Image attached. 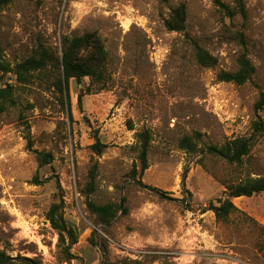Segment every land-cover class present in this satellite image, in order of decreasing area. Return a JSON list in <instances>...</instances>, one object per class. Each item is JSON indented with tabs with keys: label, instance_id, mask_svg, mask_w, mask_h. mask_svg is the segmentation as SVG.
Segmentation results:
<instances>
[{
	"label": "rangeland",
	"instance_id": "obj_1",
	"mask_svg": "<svg viewBox=\"0 0 264 264\" xmlns=\"http://www.w3.org/2000/svg\"><path fill=\"white\" fill-rule=\"evenodd\" d=\"M242 1L246 21L225 18L212 0H13L4 9L0 45L10 68L40 44L60 50L64 36L95 32L108 53L109 79L101 90L91 86L83 114L77 84L70 83V122L46 74L34 73L25 84L0 75L14 86V105L0 116V252L67 264L46 220L59 203L78 239L71 264H264V193L234 199L238 212L226 222L207 211L223 196L224 183L264 176V131L253 129L258 116L264 122V111L255 109L264 93V0ZM180 3L187 5V35L218 59L215 69L198 66L184 35L164 27ZM242 53L256 70L251 81L218 82L216 72H235ZM142 131L150 132L151 143L148 169L139 177L136 134ZM94 132L105 145L101 155L91 149ZM194 133L203 151L247 138L249 158L238 165L209 151L192 157L179 140ZM38 154L50 155V163L40 165ZM93 164L96 189L89 200L119 203L122 194L128 211L105 232L82 194ZM134 172L154 192L133 184Z\"/></svg>",
	"mask_w": 264,
	"mask_h": 264
},
{
	"label": "trees",
	"instance_id": "obj_2",
	"mask_svg": "<svg viewBox=\"0 0 264 264\" xmlns=\"http://www.w3.org/2000/svg\"><path fill=\"white\" fill-rule=\"evenodd\" d=\"M13 0H0V15ZM213 5L217 10L228 19H234L238 16L243 21L247 20V12L242 0H234V6L227 5L221 0H212ZM187 22V5L180 3L175 8L171 9L167 18L164 19V27L167 31L176 34H182L187 39L190 45L193 58L198 66L205 69H215L218 66V59L186 33ZM242 36V34H240ZM108 53L105 50L101 38L95 32H87L81 35L64 36L61 40V49H52L46 44H40L33 54L23 62L10 68L4 60L3 50L0 45V75L10 74L11 81L13 77L16 82L25 84L34 75V73L46 74L51 79V85L62 96L61 103L67 107V117L70 122L73 121V100L70 95L69 85L71 82L77 84V110L83 114L82 99L90 95L91 86L97 85L98 90L103 89L108 84L109 74L107 73ZM238 69L235 72L219 70L216 72V80L220 83L234 84L243 86L255 75V67L252 65L245 53H242L237 58ZM85 80H89V84L85 85ZM79 85H83L79 88ZM101 85V86H100ZM13 85L3 84L0 80V116L7 110L8 107L14 105L13 101ZM255 109L264 111V93H261L258 101L255 104ZM255 132L264 131V122L261 116L253 124ZM94 144L91 149L94 154L101 155L105 145L99 141L97 133H93ZM136 140L139 144L137 159L140 164L139 177L148 169L147 155L151 143L150 132L142 131L136 134ZM201 143V135L194 133L191 136H184L179 140V148L190 156H195L202 152L199 148ZM252 148V143L247 138H239L227 142L220 149L210 147L219 152L221 157L229 159L231 164L243 165L245 158H249ZM208 149V150H209ZM212 155V151L208 152ZM246 159V160H247ZM40 165L50 163V155L38 154ZM97 177V164H93L88 171L86 183L82 194L86 197V208L94 219L96 227H103L104 232L107 231L118 215L122 213L127 215L126 208L121 210L119 203L96 204L89 200V196L95 192ZM131 177L135 180L137 174L134 172ZM140 182V181H139ZM223 196L216 200V204L209 203L207 211H211L214 217L219 222H226L228 218L238 212V209L233 204L234 199L251 198L253 196L264 193V176H247L244 179H238L230 183H224ZM157 190V189H155ZM161 193L160 190H157ZM46 220L51 228L56 231L58 240L57 246L63 251L64 261L71 264L76 257L71 254V248L78 241L77 234L71 228L64 218L63 208L59 203H53L47 214ZM260 235L264 241V226H259ZM93 232L90 238L91 244L97 247V241ZM100 249L105 256L107 248L101 238ZM133 264H140V261H132ZM0 264H38L33 260L26 258H11L3 251L0 252ZM103 264H117L105 261ZM119 264V263H118Z\"/></svg>",
	"mask_w": 264,
	"mask_h": 264
},
{
	"label": "water",
	"instance_id": "obj_3",
	"mask_svg": "<svg viewBox=\"0 0 264 264\" xmlns=\"http://www.w3.org/2000/svg\"><path fill=\"white\" fill-rule=\"evenodd\" d=\"M208 151H212V152H214L215 154H218L219 155V152L218 151H215V150H213V149H209V150H207V151H203V152H201L200 153V155H202V154H204L205 152H208ZM132 182H133V184H135L136 186H139V187H141V188H143V189H145V190H147V191H149V192H154V190H152L151 188H149L148 186H146V185H144V184H142L141 182H139L138 180H132ZM122 191H123V188H122ZM162 197H164L163 195H162ZM119 205H120V208H121V210L123 209V196H122V194H121V198H120V200H119ZM122 213H120V215H121ZM111 225H109L108 227H110Z\"/></svg>",
	"mask_w": 264,
	"mask_h": 264
}]
</instances>
